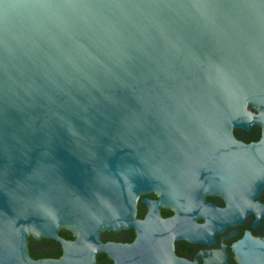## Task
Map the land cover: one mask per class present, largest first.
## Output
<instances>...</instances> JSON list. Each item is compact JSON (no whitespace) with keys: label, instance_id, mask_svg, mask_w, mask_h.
I'll return each mask as SVG.
<instances>
[{"label":"water","instance_id":"1","mask_svg":"<svg viewBox=\"0 0 264 264\" xmlns=\"http://www.w3.org/2000/svg\"><path fill=\"white\" fill-rule=\"evenodd\" d=\"M0 264H264V0H0Z\"/></svg>","mask_w":264,"mask_h":264}]
</instances>
